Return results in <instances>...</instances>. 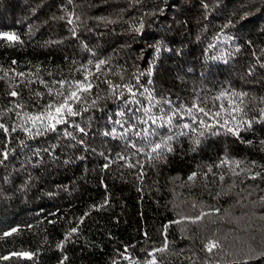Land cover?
<instances>
[{
  "label": "trees",
  "instance_id": "obj_1",
  "mask_svg": "<svg viewBox=\"0 0 264 264\" xmlns=\"http://www.w3.org/2000/svg\"><path fill=\"white\" fill-rule=\"evenodd\" d=\"M0 125V264H264V0H0Z\"/></svg>",
  "mask_w": 264,
  "mask_h": 264
},
{
  "label": "snow or ice",
  "instance_id": "obj_2",
  "mask_svg": "<svg viewBox=\"0 0 264 264\" xmlns=\"http://www.w3.org/2000/svg\"><path fill=\"white\" fill-rule=\"evenodd\" d=\"M2 35L8 40L18 39V37H16L14 34H2ZM100 63L103 64L104 61H101ZM97 68H99V65H97ZM65 83H66L65 81L59 82L61 88L64 87ZM91 87H92L91 84L85 85L84 82H77L75 85V90L69 91L67 95H65V93L63 91H57L55 93H52L51 90H49L51 95H54L55 97H63V99L59 100V101L53 100V102L48 103L46 109H44L40 113H37L35 115H29L27 117L28 121H31L32 127H36L37 123H39L44 128V130H55L56 125L61 124V123H65L68 116H76L79 114V112L74 110V103L80 101V97L78 95V92L89 91L91 89ZM128 91L131 92L132 91L131 88H129ZM11 94L13 96L17 95V93H15V92H12ZM222 95L226 96L228 94L222 93ZM239 95L242 97V96L246 95V93H240ZM217 99H219V97ZM169 103H171V102H169ZM193 107H195L199 113H204L205 115H208V113H205L204 108H201L198 105H194ZM221 108H223V105H221ZM148 111H149L148 109H144L145 113H147ZM187 111L189 114L192 113L191 108H189ZM232 111L233 112H241L243 110L239 107H235L232 109ZM177 114H179L178 111H173L172 115L168 116L167 120L165 122L167 124L171 125L173 116H175ZM120 115H124V113L121 112ZM214 116L219 117L220 112H216L214 114ZM233 119H235V117H233ZM116 123H120V121H116ZM153 123H156L155 119L153 120ZM217 123H219L218 120H217ZM200 125L204 126L203 120H200ZM0 127H3V125H0ZM183 128L192 129V125L191 124H184ZM192 130L195 131V129H192ZM228 130L233 132L234 134L238 135V132L236 131V129L229 128ZM24 131L28 132L29 135L32 134V128H25ZM79 131L83 132L84 129L80 128ZM35 134L41 135L42 133L39 129H37ZM180 134L186 135L187 133L181 132ZM66 135H70V133H66ZM137 135H139V133H137ZM169 139H171V137H169ZM161 147H162L161 144H156L153 151H156L157 149H160ZM166 150L171 151L170 148H168ZM224 162H227V161H224ZM236 163H237V165L239 164L238 161ZM193 175H195V174H193ZM189 179H192V177H189ZM12 231L15 232L17 230L13 229ZM10 234L11 233H5V235H10ZM215 246L216 245L214 243H212L208 250L211 251L212 247H215ZM21 255H30V254L22 253ZM5 259H7V257H5Z\"/></svg>",
  "mask_w": 264,
  "mask_h": 264
}]
</instances>
